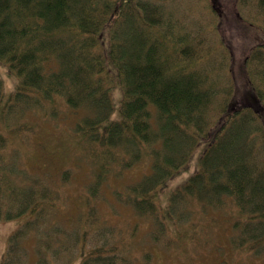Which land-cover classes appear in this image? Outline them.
Masks as SVG:
<instances>
[{
  "label": "trees",
  "instance_id": "obj_1",
  "mask_svg": "<svg viewBox=\"0 0 264 264\" xmlns=\"http://www.w3.org/2000/svg\"><path fill=\"white\" fill-rule=\"evenodd\" d=\"M234 32L243 46L227 41ZM0 61L19 79L8 97L0 79L3 126L19 130L31 108L55 119L71 110V135L96 172L86 196L95 214L108 174L148 157L150 172L115 197L154 224L137 240V223L125 242L91 214L65 233L52 221L59 187L44 175L13 186L6 178L14 175L0 170V202L16 206L0 218L31 214L10 235L2 264L31 257V234L33 264L78 255L79 264H151V248L134 249L163 233L181 244L198 232L187 228L193 205L208 212L227 199L238 211L231 244L264 256V0H0ZM201 145L196 171L169 188ZM93 224L95 242L85 248Z\"/></svg>",
  "mask_w": 264,
  "mask_h": 264
},
{
  "label": "rangeland",
  "instance_id": "obj_2",
  "mask_svg": "<svg viewBox=\"0 0 264 264\" xmlns=\"http://www.w3.org/2000/svg\"><path fill=\"white\" fill-rule=\"evenodd\" d=\"M213 14L214 18L218 16L216 12ZM220 14L222 17V12ZM191 17L197 18L195 8ZM226 18L227 15L223 20ZM223 20L219 18L220 22ZM211 32L214 34L213 31ZM226 39L234 46L239 43L243 46L245 42L238 32L232 33ZM9 73L11 72L7 63L0 61V79L6 97L18 87L19 83L18 77ZM112 95L118 105L121 98V90L118 86L113 87ZM116 112L117 110L114 113ZM45 113L46 111L40 108H31L25 119L18 120L21 127L16 131L7 129L0 122V141L3 143V140L6 141L3 146L0 145L2 175H14L10 179L6 176L10 184L13 181V186L24 183L29 186V182H34L36 177L40 179L46 177L44 184L52 185L53 183L55 187H59L61 190L56 194L57 197L55 196L58 201L57 207L52 211V221L61 225L65 233L80 224L82 218L99 214L108 224L106 228L112 230L117 240L130 241L137 223L139 225L136 239L146 237L149 228L154 227L152 217H138L131 205L115 197V190L118 188L124 191V184L131 183L150 172L148 157L130 168H125L123 172L108 174L111 176L104 184L103 190L101 189L100 198L97 197L95 214L93 207L90 209L88 204L90 200L86 196L87 183L96 179V172L90 163L91 159L83 150V145L71 135L74 114L71 110L63 109L55 119L44 117ZM202 146L195 151L191 166L169 181V188L183 182L196 171L198 167L196 160L198 161L197 157ZM125 195L126 193L122 192L121 196ZM110 198L115 200L114 204L109 202ZM233 205L230 199H227L218 208L207 212L206 208L203 209V206L197 203L192 206L193 213L187 224V228L191 225L198 229L197 233L190 229L191 237L182 238L181 244H178V240L168 238L169 234L163 233L156 244L147 240L142 249L134 245L136 249L133 253L136 256H142L143 253L140 251L151 248V264H264L262 253L254 254L231 244V223L238 216V211ZM13 207L16 206L13 205ZM13 207H8L5 201L0 202L1 212L10 211ZM30 216L31 214L27 213L19 217L0 218V264L7 250L10 235ZM42 224H49V220L45 219ZM173 229L174 227L170 228L172 232ZM86 232L87 237L83 246L85 248L91 247L95 242L96 224L88 227ZM26 238L25 243L30 247L31 257L27 258L23 264H33L36 258L33 247L34 238L32 234ZM80 258L81 255H78L71 264H79Z\"/></svg>",
  "mask_w": 264,
  "mask_h": 264
}]
</instances>
